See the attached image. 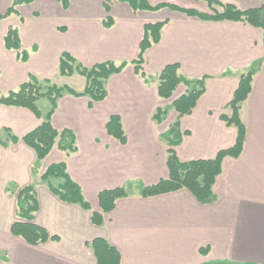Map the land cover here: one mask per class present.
Here are the masks:
<instances>
[{
  "label": "crops",
  "instance_id": "crops-1",
  "mask_svg": "<svg viewBox=\"0 0 264 264\" xmlns=\"http://www.w3.org/2000/svg\"><path fill=\"white\" fill-rule=\"evenodd\" d=\"M12 1L0 0V13ZM144 1L211 13L205 0ZM214 1L219 3L217 11L222 5L247 11L264 4ZM164 20L159 41L144 53L148 77L143 79L131 62L144 25ZM9 26L19 29V51L3 45ZM23 50L28 58L22 62L17 55ZM63 52L86 67L103 61L126 65L109 77L102 101L90 104L87 97L72 94L59 99L51 124L73 133L76 150L66 154L54 147L39 167H34V150L20 138L40 119L29 109L0 104V264H98L89 246L97 238L118 252L120 264H264V31L246 22L202 20L168 7L134 9L125 0H68L66 8L60 0H31L0 20V93L17 89L28 77L83 91L84 77L59 74ZM171 63L189 79L207 78L194 108L181 117L172 102L189 87L180 84L172 97L164 99L151 79ZM250 68L255 73L241 107L244 144L238 157L223 159L212 185V201L203 204L186 188L140 196L143 187L168 177L170 146L180 161H190L212 159L234 145L237 130L220 115L230 112L226 106L238 76ZM37 106L44 114L50 103L41 98ZM157 108L167 110L161 122L153 118ZM110 115L121 120L124 144L107 133ZM176 121L179 139L164 140ZM13 136L19 140L12 142ZM175 140L177 144L172 143ZM60 162L80 187L89 210L61 201L41 181V173ZM30 184L38 204L33 223L56 237L38 245L11 233V226L22 222L16 216V194ZM119 187L128 195L103 213L102 225L92 224V211H99L98 194Z\"/></svg>",
  "mask_w": 264,
  "mask_h": 264
},
{
  "label": "trees",
  "instance_id": "trees-1",
  "mask_svg": "<svg viewBox=\"0 0 264 264\" xmlns=\"http://www.w3.org/2000/svg\"><path fill=\"white\" fill-rule=\"evenodd\" d=\"M31 0H13L12 4L4 13H0V20L16 13V8L22 3H28ZM107 2L108 0H104ZM134 9H146L150 11L158 10L162 7L182 11L188 15L196 16L202 20L209 21H242L261 28L264 31V4L254 10L240 11L231 5H222L221 11L215 10L219 5L214 0H205L211 11L209 14L199 13L192 10H185L176 5L161 3L150 6L144 0H125ZM264 1V0H262ZM64 8L68 5V0H60ZM215 4V5H214ZM108 10V4L104 6ZM112 19L108 17L105 24L109 26ZM167 21L146 23L143 28V35L138 44V53L131 62L134 72L143 79H147L143 71L144 53L152 45L156 44L161 36V31ZM3 45L8 50H21L22 44L19 35V29L16 26H9L3 37ZM18 60L26 61L28 53L22 51L17 55ZM125 62L115 63L113 61H103L90 67L82 66L71 55L63 52L59 58L58 71L62 76H70L74 73L85 78V87L83 91L76 92L67 87L57 86L48 80H37L28 77L27 81L21 84L17 89L9 91L7 94L0 93V104L6 106H15L29 109L40 119V124L20 138L27 146L35 152L34 167L40 166L41 161L48 153L57 147L66 154L76 150L75 138L70 130H57L51 124V116L57 107L58 101L65 94L74 96H85L90 104L102 101L107 96V81L111 75L119 73ZM254 71L250 68L242 71L238 76V85L228 102L226 108L230 111L228 114L222 113L220 119L226 125L234 126L237 130L235 143L232 147L218 151L212 159H198L190 161H180L171 146L167 150V168L168 177L159 180L157 183L145 186L140 191V196H153L162 193H168L180 188L188 189L192 195L201 203L208 204L212 201V185L216 177L222 170V161L225 157H238L242 151L245 139V126L241 118V107L248 97ZM147 76V77H146ZM155 88L160 98L168 99L173 96L175 90L180 84L189 88L186 92L173 100L172 106L178 113V116L189 114L194 108L198 98L205 90V76L198 79H189L180 72L177 63H171L164 66L154 77ZM41 98H47L50 106L42 114L37 106V101ZM167 114L165 108H157L153 118L161 122ZM106 130L109 135L118 140L121 144L126 142V134L122 127L121 120L117 115H110L106 122ZM179 125L176 121L169 127L164 140L175 137L179 139ZM17 137L12 138L16 142ZM179 140L172 143L177 144ZM40 179L49 190L61 201L76 204L83 209L89 210L90 205L82 195L80 187L74 183L66 172L64 162L55 163L48 166L40 175ZM59 179L57 184L53 180ZM124 187L103 190L98 194L99 211H92L91 222L96 226L103 223V213L111 211L118 198L127 196ZM38 209L34 186L32 184L22 187L16 194V216L22 222L14 223L11 226V233L22 237L31 245H38L47 240H55L56 237H50L46 230L35 223L34 214ZM98 264H120L118 252L110 246L104 239H94L89 244ZM205 250V249H204ZM249 264V263H244Z\"/></svg>",
  "mask_w": 264,
  "mask_h": 264
}]
</instances>
